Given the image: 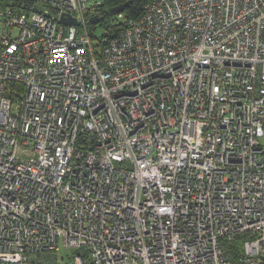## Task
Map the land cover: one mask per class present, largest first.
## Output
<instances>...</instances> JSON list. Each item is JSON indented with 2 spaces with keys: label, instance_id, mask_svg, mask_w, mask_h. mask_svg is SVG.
Masks as SVG:
<instances>
[{
  "label": "built area",
  "instance_id": "obj_1",
  "mask_svg": "<svg viewBox=\"0 0 264 264\" xmlns=\"http://www.w3.org/2000/svg\"><path fill=\"white\" fill-rule=\"evenodd\" d=\"M99 4L0 0V264H264V0Z\"/></svg>",
  "mask_w": 264,
  "mask_h": 264
},
{
  "label": "trees",
  "instance_id": "obj_2",
  "mask_svg": "<svg viewBox=\"0 0 264 264\" xmlns=\"http://www.w3.org/2000/svg\"><path fill=\"white\" fill-rule=\"evenodd\" d=\"M17 1V0H15ZM151 0H100L99 6L93 11L92 16L100 18V22L90 27L91 30L102 29L101 37L112 38L124 29L129 20H138L142 13L143 6ZM128 3L127 8L122 12L123 20L112 16L109 12L112 8ZM22 84L7 83L5 86L6 96L16 99L22 93ZM240 244H233L227 247V252L232 255H238Z\"/></svg>",
  "mask_w": 264,
  "mask_h": 264
},
{
  "label": "water",
  "instance_id": "obj_3",
  "mask_svg": "<svg viewBox=\"0 0 264 264\" xmlns=\"http://www.w3.org/2000/svg\"><path fill=\"white\" fill-rule=\"evenodd\" d=\"M127 6H128V3H124L122 5L116 6V7L112 8L109 13L112 16H116L117 14L122 13L127 8ZM60 22L61 23H68V24H74L75 20L74 19L61 18ZM99 22H100V18H98L97 16H92L89 19L90 25H96Z\"/></svg>",
  "mask_w": 264,
  "mask_h": 264
},
{
  "label": "rangeland",
  "instance_id": "obj_4",
  "mask_svg": "<svg viewBox=\"0 0 264 264\" xmlns=\"http://www.w3.org/2000/svg\"><path fill=\"white\" fill-rule=\"evenodd\" d=\"M0 11H4V8H1V6H0ZM92 31H93L94 37H96V38L101 37L102 34L104 33L102 29H94ZM93 42H94V40H93ZM263 144H264V140H263ZM234 244H236V245L240 244L241 245L242 242L237 240ZM67 253H68V251H64V252L62 251V253H60L59 255L60 256H65Z\"/></svg>",
  "mask_w": 264,
  "mask_h": 264
}]
</instances>
